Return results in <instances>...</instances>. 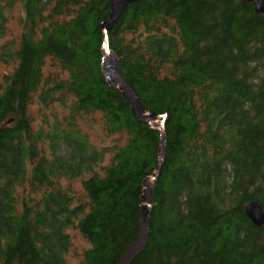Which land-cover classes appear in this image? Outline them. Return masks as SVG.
Listing matches in <instances>:
<instances>
[{
    "label": "trees",
    "instance_id": "1",
    "mask_svg": "<svg viewBox=\"0 0 264 264\" xmlns=\"http://www.w3.org/2000/svg\"><path fill=\"white\" fill-rule=\"evenodd\" d=\"M111 2L0 0V65L13 67L0 76V264H71L72 232L89 245L78 264H120L138 238L161 125L104 75ZM108 37L146 113L167 116L133 264H264V226L245 212L264 209V15L248 0H139ZM100 125L113 143L97 148L83 126Z\"/></svg>",
    "mask_w": 264,
    "mask_h": 264
},
{
    "label": "water",
    "instance_id": "2",
    "mask_svg": "<svg viewBox=\"0 0 264 264\" xmlns=\"http://www.w3.org/2000/svg\"><path fill=\"white\" fill-rule=\"evenodd\" d=\"M139 0H112L110 7V15L108 21L103 25L106 42L105 49L103 50V60L102 68L105 77L109 84L113 87L118 88L122 94L123 98L131 106V111L135 117L141 122H147L150 126L153 125L155 121L159 120L161 124V145L159 150V162L160 165L156 172L150 178L146 179L143 183L144 195L143 202L144 205L141 209V219H140V231L137 240L127 249L120 264H133L134 261L145 251L150 240V217L154 206V184L159 177L163 157H164V147H165V128L164 120L167 116H156L149 115L143 108L141 101L137 92L134 90L133 86L123 80L121 76V67L117 55L111 50L109 45L108 33L114 28L121 18L123 11L130 4L136 3ZM252 3L255 8V12L264 15V0H248ZM246 215L248 219L257 227L264 226V209L258 202H251L245 208Z\"/></svg>",
    "mask_w": 264,
    "mask_h": 264
},
{
    "label": "rangeland",
    "instance_id": "3",
    "mask_svg": "<svg viewBox=\"0 0 264 264\" xmlns=\"http://www.w3.org/2000/svg\"><path fill=\"white\" fill-rule=\"evenodd\" d=\"M20 16H21V14L18 11L14 12L13 17L9 23V26H8L9 29H8L7 40H17L19 38V36L21 35L22 29H21V26L19 24ZM12 71H13V67L0 65V76H2L4 74H10ZM41 108L42 107H38L36 104L33 105V107L31 108L33 115L35 117H37V119L39 121L41 119L40 116L42 114L41 112H39V110ZM52 112L54 114V112H57V109L54 108ZM61 112H63V111L60 110V113ZM51 115H52V113H45L44 118L50 119ZM90 119H91V121L92 120L97 121L98 119H100V116L97 114H93L90 117ZM158 125H160L159 120L155 121L153 123L152 127L158 126ZM83 127L85 129L84 132H86L89 135V137H91L90 140H91L92 144L94 143L97 146V148H102L103 146H106V145L110 144L111 142L113 143L112 139L105 136V134L102 132L103 127H101V125L98 127H93L92 130H89L86 126H83ZM34 129H36V128H34ZM104 143L106 145H103ZM62 148H63V146H60L58 151L61 152V151L65 150ZM46 150H48V149H46ZM47 152H49V151H46V153ZM65 154H67V153L65 152ZM74 189H75L77 194H79L81 196L84 194L83 189L78 182L74 183ZM72 235H73L74 244H73V251H72L73 253L70 256V263L71 264H78V260H80L78 257H81L82 252L84 250L88 249L89 245L86 243V241H84L82 239V237L77 232H72Z\"/></svg>",
    "mask_w": 264,
    "mask_h": 264
},
{
    "label": "bare ground",
    "instance_id": "4",
    "mask_svg": "<svg viewBox=\"0 0 264 264\" xmlns=\"http://www.w3.org/2000/svg\"><path fill=\"white\" fill-rule=\"evenodd\" d=\"M161 125V124H160Z\"/></svg>",
    "mask_w": 264,
    "mask_h": 264
}]
</instances>
